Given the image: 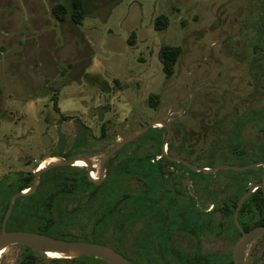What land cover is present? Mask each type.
I'll return each instance as SVG.
<instances>
[{
	"label": "rangeland",
	"instance_id": "1",
	"mask_svg": "<svg viewBox=\"0 0 264 264\" xmlns=\"http://www.w3.org/2000/svg\"><path fill=\"white\" fill-rule=\"evenodd\" d=\"M82 3L77 25L74 0H0V231L11 197L42 163L87 157L98 178L105 154L163 116L168 155L208 169L264 161V0ZM58 4L67 10L64 20L53 12ZM163 15L168 26L158 31L155 20ZM163 47L181 50L169 78ZM165 138L159 125L124 146L106 164L111 170L100 185L77 182L86 166L49 170L31 199L15 203L7 230L34 228L62 240L107 244L134 264H180L172 249L186 256L182 226L162 240L170 227L160 224L162 234L153 237L152 206L167 196L157 189L163 179L177 186V196L188 187L211 200L206 209L216 207L221 233H208L207 254L211 264H230L236 230L221 206L261 181L263 167L189 174L161 162ZM145 159L155 165L152 182ZM64 191L74 196L59 195ZM248 203L252 215L244 220L256 223L261 205ZM247 253V264H264V236ZM30 255L13 246L0 264H30ZM85 258L39 255L34 264H91Z\"/></svg>",
	"mask_w": 264,
	"mask_h": 264
},
{
	"label": "water",
	"instance_id": "2",
	"mask_svg": "<svg viewBox=\"0 0 264 264\" xmlns=\"http://www.w3.org/2000/svg\"><path fill=\"white\" fill-rule=\"evenodd\" d=\"M166 120H168V117L163 116L159 119L152 121L150 124L140 129L130 137H127L126 139L118 143L115 147H113V149H111L107 154H105L100 161L98 179H93L91 177L93 164L92 161L87 157H79L71 160H58L49 163L43 169H38L34 173L33 184L29 188V190L16 193L10 199L8 209L6 211V214L3 218L1 225L0 253H3L5 250L13 246H23L41 256H47L49 253H54L60 255L61 258L63 259H77L81 257H89V258L99 259L107 264H133L131 260H129L128 258H126L125 256H123L122 254H120L119 252L115 251L114 249H112L107 245L80 241V240H75V241L62 240L37 232L20 231V230L9 231L7 230V223L12 214L16 201L20 198H26L34 195L38 189L40 177L44 173L58 167H72L75 166L77 161H83L86 164L89 181L95 185H100L110 173L109 170L108 171L105 170V164L109 161V159L112 156H114L119 150H121L124 146L142 137L150 130L156 128V126L159 125H161L166 129V138L161 148L162 156L171 162L181 163L192 171H200L211 174L219 170L230 169L234 171H247L260 166L264 168V161H262L243 167L224 165V166H218L215 169H208V168H200L198 167V165H192L189 162L180 158L171 157L166 152V145L168 144V139H169V129ZM255 189H261L264 198V172L261 181L257 183H253L250 186L248 192L241 198V200L238 203L237 211L235 212V218H234L235 223L240 228L242 236L235 243V246L233 248L232 261L234 264H246V250L248 245L252 240L257 238L258 236L264 235V226H257L248 232H244L241 229L240 224L238 222V214L241 209L242 203L254 192Z\"/></svg>",
	"mask_w": 264,
	"mask_h": 264
},
{
	"label": "flooded vegetation",
	"instance_id": "3",
	"mask_svg": "<svg viewBox=\"0 0 264 264\" xmlns=\"http://www.w3.org/2000/svg\"><path fill=\"white\" fill-rule=\"evenodd\" d=\"M169 156H171V155H169ZM171 157H174V156H171ZM175 158H180V157H175ZM180 159L187 161L184 158H180ZM160 160L162 163H164L165 166H170V167L179 166L181 168L186 169L188 171V173H189V171H192L181 163L171 162V161L167 160L165 157L162 156V154H161ZM171 163H175V165H172ZM106 164H105V167H106ZM202 164L203 163H198L195 165H198V167H200V168H205V167H202ZM192 165H194V164H192ZM75 166L83 168L86 165L83 162H77L75 164ZM44 167H45V162L42 163L38 169H43ZM94 168H95V166L93 165V169ZM105 170H106V168H105ZM110 170L111 169H109V171ZM228 170H230V169H228ZM196 172H200V171H196ZM91 173H92L93 179H98L97 175H95L93 172H91ZM87 175H88V173H87ZM158 183L160 185H159V187H157V189L161 188L162 191H164L165 195H167L166 197H168L170 200L172 199L171 196L174 197L177 200V203H178L177 205L183 203V209H180V207L179 208L175 207L174 202L171 203V201L167 200L166 197L162 198L161 199L162 201L158 200L157 203L152 206V214H151L152 216L151 217H152L153 223L154 222L156 223L154 225V229L152 230L153 231V237H154V234L158 235V236L160 234H162V232H160L158 234L156 232V229H158L157 226H159L160 224L164 223L165 226L170 227L168 230L163 229L164 234L162 235V238H163L162 240H169L170 232H173V230H175V227H177L178 225L182 226V229L186 233V264H206V257L211 256V255L207 254V243L206 242H207V239H209L208 233L210 236L220 235V233H221V230L220 231L217 230V228L219 227L218 224H219L220 220L215 221L214 215H213L215 213L216 207L213 205L209 210H207L206 209L207 201H211V200H207L204 193L196 192V190L194 188L193 189H194L195 193L192 194L190 189L188 187H186V194L182 198L179 195L177 196L175 194V190L178 194L180 192V191H178L179 189L177 188L176 185H173V186L167 185L166 186V185H164V183H166V180H163V179H160ZM254 183H257V182H254ZM252 184L253 183H250L247 186V189L244 191L243 194H241L240 196L237 194L236 198L234 200H230L229 205L227 204V205L221 206V208H223L224 214H226L228 216H229V214L231 215V219H229L230 224L228 223L227 225H230L231 227H233L236 230V238H235L236 242L242 236V233H241L240 228L235 223V219H234L235 218V212L237 211L239 201L248 192V190ZM27 190H29V189H27ZM27 190H25V191H27ZM258 191H261V195L263 198L262 190L261 189H255L254 192L242 203L241 209L239 211L238 222L240 224L241 229L244 232H248L257 226H264V225L260 224V222L262 221V216H264L263 206H261V208H262L261 211H260V209L255 211V213L258 216L256 223H253V221H245L244 220V214L246 215L245 217H247V218H249L252 215V213H250L248 201L253 196V194H255ZM263 200H264V198H263ZM208 213H210L209 217H208ZM222 226H223V223H222ZM224 230H225V228H222V231H224ZM158 232H159V230H158ZM263 236L264 235L258 236L257 238L252 240L250 242V244L248 245L247 250H246V264H247V255H248L247 252H248L249 246L251 245L252 242H254L258 238L263 237ZM156 242L159 245L158 250H157V251H159L160 247H161L160 246L161 245V238H160V241L157 239ZM161 248L163 249V247H161ZM232 252H233V250H232ZM1 255H2V253H0V257H1ZM230 256L232 257V253ZM58 257L59 258H51V259H60L61 258V256H58ZM226 257H229V254Z\"/></svg>",
	"mask_w": 264,
	"mask_h": 264
},
{
	"label": "trees",
	"instance_id": "4",
	"mask_svg": "<svg viewBox=\"0 0 264 264\" xmlns=\"http://www.w3.org/2000/svg\"><path fill=\"white\" fill-rule=\"evenodd\" d=\"M53 12L54 14L56 15V17L59 19V20H64L65 19V16H66V13H67V10L66 8L61 5V4H58L54 7L53 9ZM84 19V6H83V3H82V0H74V4H73V13H72V21L77 24V25H81L82 24V21ZM168 26V18L166 16H160L158 17L156 20H155V29L160 31V30H163L165 29L166 27ZM135 33H132L131 34V37H134ZM131 42V41H130ZM181 53V50L180 48H173V47H163L161 49V52H160V58H161V61H162V65H163V71L166 75V77H171L173 75V72H174V67H175V64L178 60V57ZM143 165L145 166V169H147V175L145 176V178H147L148 180H150L149 182H152V172L155 170V165L151 164L152 161L149 160V159H145L142 161ZM172 165H175V163H171ZM81 177V179H78L77 182L78 183H81L83 184L85 181H88V175L87 173H84L83 175L80 174L78 175ZM33 180H34V175H31L30 178H27L26 179V183L18 190L17 193L21 192V191H25L27 189H29L32 184H33ZM82 180V181H81ZM90 182V181H88ZM148 182V181H147ZM64 195V196H70L73 194L72 193H66V191L60 193L59 195ZM69 194V195H68ZM74 196V194H73ZM21 199H24V198H20L18 199L16 202H18L19 200ZM25 199H31V197H27ZM251 199H254L255 201L257 200L261 206H263L264 208V200L262 198V195H261V191H258L256 192L255 194H253V196L249 199V201ZM261 225H264V216H262V221L260 222ZM11 231H30V232H37V233H42V234H45V235H48V236H51L52 234L49 233L48 231H41V230H35L34 228H31V229H27L25 228V230L19 228V227H15V228H11L10 229ZM9 230V231H10ZM54 238H57V239H63L62 237H57V236H52ZM65 240V239H64ZM69 241H75L74 239H71ZM107 245V244H106ZM108 246V245H107ZM23 247V246H21ZM24 249L28 250L31 255L29 256V260H30V264H34L35 263V256H39L38 254L34 253L33 251H31L30 249L26 248V247H23ZM173 250V254H174V257H176L178 260H180V264H186V256L184 254H181L179 253L178 251ZM119 252L120 254H122L120 251H117ZM123 256H125L124 254H122ZM126 258H128L127 256H125ZM28 259V257H27ZM85 259H89L91 264H107L99 259H95V258H89V257H86ZM130 260V258H128ZM58 261H72V260H75V259H56ZM206 260H207V263L208 264H211V260H213L210 256H207L206 257ZM132 261V260H131ZM230 264H234L233 261H232V257H231V260H230ZM134 262V261H132ZM134 264V263H133Z\"/></svg>",
	"mask_w": 264,
	"mask_h": 264
},
{
	"label": "bare ground",
	"instance_id": "5",
	"mask_svg": "<svg viewBox=\"0 0 264 264\" xmlns=\"http://www.w3.org/2000/svg\"><path fill=\"white\" fill-rule=\"evenodd\" d=\"M77 162H83V161H77ZM76 162V163H77ZM84 163V162H83ZM86 165V164H85ZM91 177H92V173H91ZM93 178V177H92ZM58 256H60V255H58V254H54V253H49L48 255H47V257L48 258H59Z\"/></svg>",
	"mask_w": 264,
	"mask_h": 264
}]
</instances>
